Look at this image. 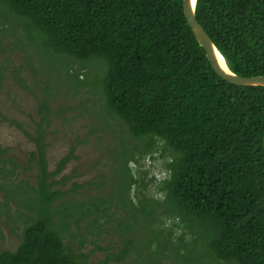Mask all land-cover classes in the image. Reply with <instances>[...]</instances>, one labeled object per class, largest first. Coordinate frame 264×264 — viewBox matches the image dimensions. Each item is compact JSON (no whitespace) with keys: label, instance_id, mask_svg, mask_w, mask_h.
Returning <instances> with one entry per match:
<instances>
[{"label":"trees","instance_id":"obj_1","mask_svg":"<svg viewBox=\"0 0 264 264\" xmlns=\"http://www.w3.org/2000/svg\"><path fill=\"white\" fill-rule=\"evenodd\" d=\"M197 19L234 73L264 75V0H198ZM14 20L44 35L54 55L106 61L104 90L114 124L108 118L103 130L117 127L125 144L114 146L117 175L111 181L58 188L70 176H57L84 140L49 171L46 96L36 135L26 133L36 143L31 165L6 158L10 149L0 146L5 178L22 168L36 170L37 179L36 186L27 181L35 196L20 243L0 251V264H91L97 252L105 257L95 264H126L132 253V264L144 258L148 264H165L164 258L174 264H264V87H238L216 74L188 25L183 0H0V47L8 36L17 35L16 47L25 39ZM6 70L1 63L0 89ZM127 134L143 142L129 145ZM158 151L172 157L158 187L164 200L132 195L141 181L146 189L148 173L141 180L130 164ZM163 216L180 220L193 236L191 247L161 227ZM195 248L203 254L184 262L185 251Z\"/></svg>","mask_w":264,"mask_h":264},{"label":"rangeland","instance_id":"obj_2","mask_svg":"<svg viewBox=\"0 0 264 264\" xmlns=\"http://www.w3.org/2000/svg\"><path fill=\"white\" fill-rule=\"evenodd\" d=\"M14 22L19 28L18 32L23 31L25 39L16 47L17 35L8 36L4 46L0 47V50H6L5 54L0 56V64L7 68L6 78L3 79L0 89V146L10 149L5 157L14 158L23 167L31 165L28 161L30 153L36 150V143L31 141L26 133L36 135L40 102L50 96L52 123L45 127L49 171H56L60 160L69 154L71 147L76 145L78 140H84L83 144L77 145L75 157L57 176V180L70 176L65 186L58 188L69 189L74 182L85 184L101 180L111 181L112 175H117V172L112 171L114 146L119 149L125 142L122 133L119 137L120 129L117 127L112 133L111 130H103L104 122L108 118L110 124H114L108 114L104 90L108 64L101 58L76 61L70 57L54 55L44 35L28 28L23 21ZM93 129L96 132L92 134ZM126 139L129 145L134 146L143 142L131 138L128 134ZM131 151L132 148H128V152ZM160 152L145 155L139 159V163L132 161L130 164L137 178L142 180V172L148 173L145 178L146 189L143 190L141 181L139 186L131 189L132 195L143 192L147 197L164 200V193L160 192L158 187L166 177L163 173L167 171L164 164L172 157L168 153L163 158ZM123 162L124 159L120 158L118 163L120 165ZM5 168L11 170L8 161ZM156 173L161 174V179H155L151 183L149 179H153ZM3 178V174L0 175V251H14L22 237L25 225L22 223L23 218H26L25 213H29L27 205L32 203L35 196L27 181L31 185H37L36 170L26 171L19 168L13 176L5 178L6 180ZM162 221V228L173 229L174 241L178 236H184L186 243L191 247L193 236L183 229L179 219L163 216ZM91 248L87 243L85 251L88 252ZM185 254L187 259L184 262H191L203 254V251L195 248L192 252L185 251ZM104 257L103 252H97L90 258V263L95 264ZM134 257L132 253L126 264H132ZM173 260L164 258L165 264H174ZM134 262L148 264L147 258L136 259Z\"/></svg>","mask_w":264,"mask_h":264},{"label":"water","instance_id":"obj_3","mask_svg":"<svg viewBox=\"0 0 264 264\" xmlns=\"http://www.w3.org/2000/svg\"><path fill=\"white\" fill-rule=\"evenodd\" d=\"M198 0H183L184 16L197 42L204 48L206 57L216 74L224 81L238 87H264V75L244 77L234 73L210 35L197 19ZM264 148V137H263Z\"/></svg>","mask_w":264,"mask_h":264},{"label":"built area","instance_id":"obj_4","mask_svg":"<svg viewBox=\"0 0 264 264\" xmlns=\"http://www.w3.org/2000/svg\"><path fill=\"white\" fill-rule=\"evenodd\" d=\"M163 173L166 174V177L165 178H167L169 176V172L168 171H163ZM154 176H155V178L157 180H160L161 179V174H159V173H156ZM165 178H163V179H165Z\"/></svg>","mask_w":264,"mask_h":264}]
</instances>
